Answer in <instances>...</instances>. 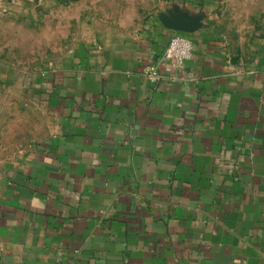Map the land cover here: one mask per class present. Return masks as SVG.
<instances>
[{
	"label": "crops",
	"instance_id": "1",
	"mask_svg": "<svg viewBox=\"0 0 264 264\" xmlns=\"http://www.w3.org/2000/svg\"><path fill=\"white\" fill-rule=\"evenodd\" d=\"M216 7L160 0L26 82L43 120L0 161V264H264V34L234 42Z\"/></svg>",
	"mask_w": 264,
	"mask_h": 264
},
{
	"label": "rangeland",
	"instance_id": "2",
	"mask_svg": "<svg viewBox=\"0 0 264 264\" xmlns=\"http://www.w3.org/2000/svg\"><path fill=\"white\" fill-rule=\"evenodd\" d=\"M160 0H17L0 5V78L5 100L0 161L15 158L43 118L26 82L92 42L134 33ZM225 31L247 43L264 34V0H214Z\"/></svg>",
	"mask_w": 264,
	"mask_h": 264
},
{
	"label": "built area",
	"instance_id": "3",
	"mask_svg": "<svg viewBox=\"0 0 264 264\" xmlns=\"http://www.w3.org/2000/svg\"><path fill=\"white\" fill-rule=\"evenodd\" d=\"M194 42L188 35L182 33L174 34L163 55L162 60L170 63L173 69H183L186 60L193 55ZM145 77L152 83H160L165 79L164 75L160 72L157 64L148 63L143 68ZM170 82L175 81V77L168 78Z\"/></svg>",
	"mask_w": 264,
	"mask_h": 264
},
{
	"label": "water",
	"instance_id": "4",
	"mask_svg": "<svg viewBox=\"0 0 264 264\" xmlns=\"http://www.w3.org/2000/svg\"><path fill=\"white\" fill-rule=\"evenodd\" d=\"M181 29H183L184 32H190L193 30V27L192 26H186V27H181Z\"/></svg>",
	"mask_w": 264,
	"mask_h": 264
}]
</instances>
